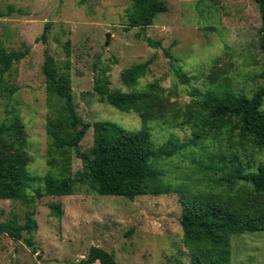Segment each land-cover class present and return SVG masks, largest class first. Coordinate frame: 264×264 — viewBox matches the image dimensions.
I'll return each mask as SVG.
<instances>
[{"label":"rangeland","instance_id":"1","mask_svg":"<svg viewBox=\"0 0 264 264\" xmlns=\"http://www.w3.org/2000/svg\"><path fill=\"white\" fill-rule=\"evenodd\" d=\"M160 1L166 11L145 29L146 37L159 43L150 47L138 28L127 27L130 0H0V46L7 52L28 48L4 75L5 87L15 91L0 93V123L18 118L26 142L27 196L0 200V222L21 225L32 217L37 225L32 248L23 241L25 233L20 237L0 234V264H78L92 246L111 252L118 264H190L181 243L182 196L214 187L208 179L220 177V172L213 176V168L235 160L252 171L263 161L261 153L238 146L235 138L231 144L224 136L195 141L191 127L180 125L187 107L202 99L209 88L228 84L232 94L249 97L261 85L257 4L253 0ZM46 23L44 45L37 39ZM46 49L58 66L69 62L79 119L108 121L127 131L141 128L139 116L98 101L93 92L94 65L108 66L110 87L125 91L120 72L152 59L137 90L159 82L178 115L173 126L147 125L155 146L173 144L170 157L153 162L167 184L165 194L133 200L101 196L92 177L95 144L89 128L79 143L86 160L72 156L71 194L35 198L34 190L42 185L47 171L49 147L41 72ZM176 69L188 78L187 83L177 77ZM55 203L61 204L59 219L50 215L49 206ZM231 264H264V231L232 235Z\"/></svg>","mask_w":264,"mask_h":264},{"label":"trees","instance_id":"2","mask_svg":"<svg viewBox=\"0 0 264 264\" xmlns=\"http://www.w3.org/2000/svg\"><path fill=\"white\" fill-rule=\"evenodd\" d=\"M127 11L128 28H138L143 40L150 47L159 43L146 37L145 29L154 18L166 11L160 0H130ZM259 10L261 28L259 49L262 53V68L258 74L261 85L246 97L231 93L228 84L207 89L202 99L192 102L183 114L180 125H189L193 140H207L224 136L231 144L236 139L238 146L261 153L263 161L252 171H246L235 162L213 168L207 190L182 196V215L179 224L182 230L181 243L190 264H231V236L264 231V0H253ZM49 24L46 23L37 41L47 45ZM68 57L67 45L63 48ZM7 52L0 46V93L12 94L13 87H5L4 75L9 74L13 64L18 63L28 52ZM171 59L168 50H164ZM149 59L133 64L119 74L125 91L112 89L108 77L109 67L94 65L93 92L99 102H104L119 112H135L141 128L127 131L119 125L100 121L83 122L75 110L71 90L69 62L58 66L48 49L44 51L41 68L44 77L47 109L45 129L48 138L46 155L47 171L40 187L34 190L37 199L42 197H65L72 191V156L86 160L79 151V143L89 128L94 133L95 164L92 177L101 196L123 197L133 200L139 196H158L168 190L154 161L170 157L173 144L155 146L147 125L158 122L173 126L178 119L174 103L165 95L163 87L154 81L137 90V85L147 73ZM177 77L187 83L188 78L174 70ZM190 108V109H189ZM28 158L26 142L18 118L0 123V200H13L27 196ZM217 188V190H216ZM50 215L59 219L61 204L49 206ZM37 225L32 217L23 224L0 222V234L20 237L25 233L24 243L32 248V234ZM118 264L111 252L99 247H90L87 256L78 264Z\"/></svg>","mask_w":264,"mask_h":264},{"label":"water","instance_id":"3","mask_svg":"<svg viewBox=\"0 0 264 264\" xmlns=\"http://www.w3.org/2000/svg\"><path fill=\"white\" fill-rule=\"evenodd\" d=\"M108 36H109V35L107 34V35H106V39L108 38Z\"/></svg>","mask_w":264,"mask_h":264}]
</instances>
